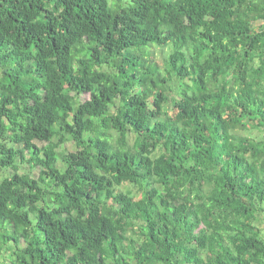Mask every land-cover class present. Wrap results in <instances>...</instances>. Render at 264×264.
<instances>
[{
    "label": "trees",
    "instance_id": "obj_1",
    "mask_svg": "<svg viewBox=\"0 0 264 264\" xmlns=\"http://www.w3.org/2000/svg\"><path fill=\"white\" fill-rule=\"evenodd\" d=\"M0 264H264V0H0Z\"/></svg>",
    "mask_w": 264,
    "mask_h": 264
},
{
    "label": "rangeland",
    "instance_id": "obj_2",
    "mask_svg": "<svg viewBox=\"0 0 264 264\" xmlns=\"http://www.w3.org/2000/svg\"><path fill=\"white\" fill-rule=\"evenodd\" d=\"M151 50H153V52H157V49H156V47H151ZM155 59L158 61V62H162V57L160 56V55H158L157 54V56L155 57ZM162 64V63H161ZM66 149H68V150H73V144L71 143V142H68L67 144H65V146H64ZM32 175L33 176H36L37 175V172L34 170V171H32Z\"/></svg>",
    "mask_w": 264,
    "mask_h": 264
}]
</instances>
